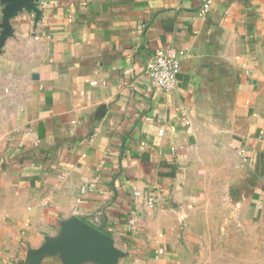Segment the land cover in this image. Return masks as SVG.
<instances>
[{
    "label": "crops",
    "instance_id": "1",
    "mask_svg": "<svg viewBox=\"0 0 264 264\" xmlns=\"http://www.w3.org/2000/svg\"><path fill=\"white\" fill-rule=\"evenodd\" d=\"M6 7L0 264L75 219L117 264H264V0H39L2 40ZM161 49L171 93L147 76Z\"/></svg>",
    "mask_w": 264,
    "mask_h": 264
},
{
    "label": "water",
    "instance_id": "2",
    "mask_svg": "<svg viewBox=\"0 0 264 264\" xmlns=\"http://www.w3.org/2000/svg\"><path fill=\"white\" fill-rule=\"evenodd\" d=\"M0 1L7 6L3 10V40L11 30L10 19L24 9L36 10L39 0ZM51 255H60L69 264H82L88 259L96 264H117V260L124 256L115 248L112 238L80 219L66 223L60 238L47 240L42 248L32 252L29 262L23 264H41L45 257Z\"/></svg>",
    "mask_w": 264,
    "mask_h": 264
},
{
    "label": "built area",
    "instance_id": "3",
    "mask_svg": "<svg viewBox=\"0 0 264 264\" xmlns=\"http://www.w3.org/2000/svg\"><path fill=\"white\" fill-rule=\"evenodd\" d=\"M204 11L210 8L208 3L204 4ZM181 61L173 49H161L156 51L153 58L147 65V76L152 84L164 93H171L177 87L178 75L180 72ZM85 193V190L82 192ZM154 198H148L146 205L153 207Z\"/></svg>",
    "mask_w": 264,
    "mask_h": 264
},
{
    "label": "rangeland",
    "instance_id": "4",
    "mask_svg": "<svg viewBox=\"0 0 264 264\" xmlns=\"http://www.w3.org/2000/svg\"><path fill=\"white\" fill-rule=\"evenodd\" d=\"M231 196H232V201L233 203H236L237 202V198H238V195H237V191L235 189H232L231 190ZM234 204H232L231 208L234 209Z\"/></svg>",
    "mask_w": 264,
    "mask_h": 264
}]
</instances>
